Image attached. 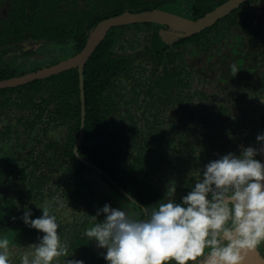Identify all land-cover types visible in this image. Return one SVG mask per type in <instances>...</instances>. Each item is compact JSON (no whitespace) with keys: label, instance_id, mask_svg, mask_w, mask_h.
<instances>
[{"label":"flooded vegetation","instance_id":"1","mask_svg":"<svg viewBox=\"0 0 264 264\" xmlns=\"http://www.w3.org/2000/svg\"><path fill=\"white\" fill-rule=\"evenodd\" d=\"M228 1L0 0V21L9 16L10 21L16 23L13 26L7 22L6 30L0 35V81L38 74L27 82L0 87V239L9 240V264H22L27 247L38 244L45 235L23 222L26 210L31 211V219H36L42 216V208L50 206V214L57 218L58 235L62 243L68 245L72 256L60 257L52 264H63L64 259L109 264L101 255L106 254V249H98L96 242L89 241L85 235L87 229L105 218L103 213L98 220L92 218L99 209L109 204L142 217L140 207L151 209L169 200L181 203L201 179L210 161L228 153L240 155L247 147H264L256 139L264 134V0H246L199 32L171 42L172 45L210 46L207 55L195 52L192 61L186 57L194 82L188 92L192 95L207 93V99L196 96L187 107L196 108L197 113L206 118L205 112L214 111L217 125L228 128L227 138L216 143L213 149L209 148L202 155V149L196 150L195 159L189 164L188 159L179 161L180 167L174 171L175 192L168 186L169 182L160 184L158 178L154 179L153 191L145 185L149 179V176L144 177L145 165L137 162L135 147L130 153L125 143L134 140L121 139L114 130L107 129L108 132L102 131L99 136L97 141L101 144L98 146L96 136L87 135L88 125L97 128L112 123L131 124L134 117L141 125L150 115L147 110H136V104H146L149 100L143 93L144 88L139 89L136 104L130 102L134 97L121 89L119 91L127 97L123 104L128 105L113 104L92 111L85 80L88 61L102 52L101 45L108 43L114 33H117L114 53L121 52L119 49L134 52L128 44H153L155 31H160L166 40L165 32L169 28L166 24L142 22L113 26L83 64L82 73L78 63L49 75L46 72L80 55L90 34L110 18L127 12L160 10L198 21ZM178 4L183 6L180 12L170 9ZM120 8H123L121 13L109 15ZM63 32L71 34L65 36ZM184 38L194 40L187 42ZM77 44L84 46L79 49ZM110 52L107 49L105 54ZM77 78L75 85L73 81ZM180 104L185 106L182 99ZM90 134L97 135V131ZM191 138L194 141L195 137ZM120 142L125 143L124 147ZM130 148L133 150V146ZM169 152L167 156L171 160ZM255 159L264 164V153ZM133 173H139L136 179L132 178ZM182 176L190 183L188 189V184L183 187ZM132 198L137 203L131 201ZM263 246L258 248L262 253ZM33 258L34 255L29 256L30 261Z\"/></svg>","mask_w":264,"mask_h":264},{"label":"clouds","instance_id":"2","mask_svg":"<svg viewBox=\"0 0 264 264\" xmlns=\"http://www.w3.org/2000/svg\"><path fill=\"white\" fill-rule=\"evenodd\" d=\"M256 139L264 144V134ZM261 153L264 147H247L240 155L228 153L210 161L181 203L169 200L151 209L137 205L142 217L106 204L92 216L98 220L103 213L105 218L85 235L98 249H106L101 255L109 264H245L264 243V164L255 159ZM168 186L176 191L175 183ZM131 201L137 203L135 198ZM42 212L36 219H31L30 210L23 214L27 226L45 235L27 247L22 264H52L72 256L58 235L50 206ZM9 252V240L0 239V264H9ZM63 264L84 262L64 259Z\"/></svg>","mask_w":264,"mask_h":264},{"label":"trees","instance_id":"3","mask_svg":"<svg viewBox=\"0 0 264 264\" xmlns=\"http://www.w3.org/2000/svg\"><path fill=\"white\" fill-rule=\"evenodd\" d=\"M117 10L116 12H110L109 15L119 14L123 8ZM5 19L0 21V35L6 30H4V26L8 23L13 26L16 24L10 21L9 16ZM59 26H63V24ZM63 34L66 36L71 33L63 32ZM54 35H57V33H54ZM116 35L117 33H114L108 43L101 45L102 52L93 55L85 67L89 106H92V111H96L100 110L101 107L123 104L127 97L124 92L119 91L121 89L123 91L127 90L134 97L130 102L136 104L138 95L141 92L139 89L144 88L143 93L149 97V100L146 104H140L138 101L140 106L136 104L138 105L136 110H147L150 115L149 118L146 117L147 120L141 125L138 124L135 117L131 124L114 125L112 123L100 125L97 128L88 125L87 135L90 137L96 136L94 138L96 139L95 145L98 146L101 144V141H97L99 136L102 135V131H107V129L114 130L121 139L134 140L133 143L125 142L128 152L133 153L135 147L136 152L134 154L137 162L142 163V166L145 165V171L147 170L144 177L149 176L145 185L152 187L153 191V187L156 185L154 179H160V184L163 183V185L166 182L171 183L174 181V171L177 172V167H180L179 161L188 159L187 163L189 164L191 160L195 159L193 152L202 149L200 153L202 155V153L208 152L209 148L213 149L216 143H221L223 139L227 138L226 131L228 128L217 125L214 111L205 112L206 118L205 115L197 113L196 108L190 110L187 107L188 105L191 106V100L196 96L207 99V93L199 92V95H192L188 92L194 82L191 76L192 72L187 69L188 61L186 57L189 56L188 59L192 61L191 56L195 52H199L200 55H207L210 46L208 44H201V46L197 44L172 45L171 42L162 37L160 31H155L154 36H152L153 44H128L131 49H134V52L126 53L125 50L119 49L121 52L116 51L117 53H114L117 45L114 40ZM193 40L194 38L183 39L187 42H193ZM73 45L75 46V44ZM77 45L79 49L84 46V44ZM120 46L122 47L123 44H120ZM107 49L112 52L105 54ZM73 82L77 85L78 78ZM117 83L120 85L118 86ZM181 99L185 106L179 105ZM90 116L92 117V115ZM159 121L164 122L163 125L158 123ZM95 130L97 135H91L90 133ZM233 131L235 132V130ZM240 133L242 132L240 131ZM192 136L195 137L194 141L191 140ZM125 143L120 142L119 144L124 147ZM105 144L106 142L103 144L104 150L108 148ZM131 146H133V150L130 148ZM168 150L172 151L169 152ZM168 152L171 153L170 158H172V161L168 159ZM141 170H143V167ZM138 175L139 173L137 175L133 173L132 178L136 179ZM180 179L181 177L178 180L176 179V182H179ZM185 184H188V182L183 177V187H185ZM189 185L190 183L186 189L189 188Z\"/></svg>","mask_w":264,"mask_h":264},{"label":"water","instance_id":"4","mask_svg":"<svg viewBox=\"0 0 264 264\" xmlns=\"http://www.w3.org/2000/svg\"><path fill=\"white\" fill-rule=\"evenodd\" d=\"M244 1L246 0H230L222 6L218 7L214 12L208 14L206 17L198 21L186 20L182 17L160 10H153L150 12L143 13L127 12L122 15L110 18L108 20L103 21L97 27V29L90 34L88 44L86 48L80 53V55H78L76 58L67 63H63L60 66H56L46 70V72L48 73L47 75L52 74L54 72H59L72 65H76V63H78V65L80 66V72L82 73L83 64L88 59L90 54L94 51L98 43L102 40L106 32L113 26L142 22H155L160 24H166L169 28L165 32V38L168 42H172L177 40L178 38L188 37L199 32L207 25L213 23L217 18H220L228 14L233 9L237 8L240 3ZM37 76L38 74L21 79L0 81V87H8L18 83H24L33 78H36ZM245 264H264V246L263 253L259 249H257L253 253H250L246 258Z\"/></svg>","mask_w":264,"mask_h":264},{"label":"rangeland","instance_id":"5","mask_svg":"<svg viewBox=\"0 0 264 264\" xmlns=\"http://www.w3.org/2000/svg\"><path fill=\"white\" fill-rule=\"evenodd\" d=\"M182 4H178V5H176V6H172V7H170V9L171 10H175V11H179L180 12V10L182 9ZM183 10H185V9H183ZM182 10V11H183ZM36 49H38V48H36ZM239 63V62H238ZM262 183H264V182H262Z\"/></svg>","mask_w":264,"mask_h":264}]
</instances>
